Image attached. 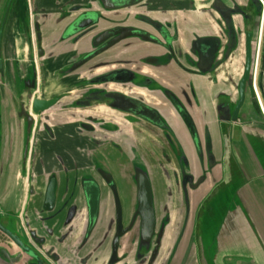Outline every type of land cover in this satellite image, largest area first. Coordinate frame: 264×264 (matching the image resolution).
I'll list each match as a JSON object with an SVG mask.
<instances>
[{
	"label": "flooded vegetation",
	"instance_id": "obj_1",
	"mask_svg": "<svg viewBox=\"0 0 264 264\" xmlns=\"http://www.w3.org/2000/svg\"><path fill=\"white\" fill-rule=\"evenodd\" d=\"M153 1L109 11L101 0H0L1 258L15 264H181L176 259L188 209L171 167L180 169L183 154L171 118L178 120L180 115L167 102L165 92L192 113V129L198 133L199 110L207 134L213 109L218 115V108L224 110L226 104L239 101V88L231 84L239 83L245 74L246 35L244 49L239 50L238 45L227 58V24L210 4H203L205 0H184L186 4L158 0L152 6ZM236 1L243 5L242 0ZM84 13H97L100 21L63 40L73 21ZM180 17L189 30L180 28ZM149 19L164 25L172 40L173 59L168 57L163 33ZM116 26L149 31L163 42L126 38L72 70L98 49L93 47L94 39ZM235 26L238 31L246 29L240 17ZM211 37L220 40L215 68L201 73L195 64L217 47L214 40H207ZM200 38L199 47L194 42ZM259 59L260 54L254 91L264 115ZM207 93L216 98L214 108ZM36 99L57 102L53 108L35 113ZM140 106H145V118L122 108ZM148 108L175 131L148 120ZM164 166H169L171 185L168 183V195L160 201L155 178L160 177L159 172L163 174ZM139 170L149 172L154 186L157 224L151 238H143L142 220L136 215ZM52 181L56 201L49 210L46 198ZM86 181L100 189L94 224L83 188ZM125 194L130 196L128 206ZM118 199L123 227L130 230L120 238L113 256ZM181 208L184 229L175 232L174 213L180 218ZM6 230L24 246L13 241Z\"/></svg>",
	"mask_w": 264,
	"mask_h": 264
},
{
	"label": "water",
	"instance_id": "obj_2",
	"mask_svg": "<svg viewBox=\"0 0 264 264\" xmlns=\"http://www.w3.org/2000/svg\"><path fill=\"white\" fill-rule=\"evenodd\" d=\"M144 0H101L105 9L117 11L126 8H132ZM205 5L210 4L214 12L226 22L230 44L227 52V58L232 51L238 47L244 49L246 35V65L245 74L239 83L231 84L234 88H239L240 98L238 103L234 100L231 105L226 104L224 110L218 108V115L214 109L208 118V133H203L204 118L197 113V120L200 126V132L192 129V123H195V117L185 109V105L180 101L178 104L171 98V93L165 92L167 102L175 108L180 119H174L171 115L174 130L166 123L160 114L154 116L155 111L149 109L148 120L157 123L165 129L174 130V135L180 143L182 155L179 160L180 169L171 166L176 171L180 189L185 194L187 205V225L183 231L184 210L181 208V216L175 214L174 227L175 232L183 231V241H181L177 261L181 264H257L255 261L245 262L234 260L235 255H222L225 249L230 250V241H235L237 214L242 212L247 221L252 225V219L249 215V207H256L264 212V115L261 112L256 101L254 91V79L256 67L260 54V46L263 34L264 24V2L262 0H242L240 5L236 0H205ZM236 17V18H235ZM244 20L246 29L238 31L235 26V19ZM181 18V17H180ZM168 19V18H165ZM157 29L161 30L165 37V45L170 51L168 57L173 59L172 40L163 24L149 19ZM187 20V19H185ZM100 21L97 13H84L80 15L70 25V31L63 37V40L69 39L76 33V30H82L92 26ZM183 23V18L178 20ZM109 25V23H107ZM240 25V24H239ZM181 29L189 30L187 23L181 24ZM241 27V26H239ZM138 37L148 42L162 43L160 38L149 31L137 27L116 26L104 31L98 35L93 42V47L98 48L86 55L80 62L74 65L72 70H76L105 50L113 47L126 38ZM214 40L215 50H210L206 55H201L199 61L195 64L201 73L213 72L214 62L219 49L220 40L216 37L207 38ZM241 39V43L240 42ZM59 42V38H55ZM62 40V39H61ZM201 38L194 44L200 47ZM244 42V43H243ZM101 47V48H99ZM175 60L178 61L175 56ZM183 68L181 61H178ZM189 72V70H186ZM231 75L229 76L230 79ZM236 86V87H235ZM233 92V89L228 91ZM208 98L212 96L206 95ZM121 97H126L122 95ZM216 98L210 101L212 107L216 105ZM178 100H180L178 98ZM254 101V104H253ZM56 99L34 101V112L39 113L54 107ZM236 106L234 107V105ZM134 114L144 117L147 116L145 106L143 108H127ZM151 110V111H150ZM186 112V114L184 113ZM224 113V115H223ZM145 118V117H144ZM31 120H29V123ZM181 132L186 133L187 141L181 142L178 135ZM190 144L193 157H189L186 144ZM169 166H164L163 174L159 172L160 177L155 178L157 195L162 201L167 197V185L170 183V177L167 176ZM149 168L154 170V166ZM138 189V211L142 219L143 238H151L155 232L157 217L154 205V186L148 171L139 170L136 176ZM171 185V183H170ZM169 185V186H170ZM56 185L51 182L46 198L47 203L51 204L49 210L53 209L56 201ZM84 191L87 199L91 223L94 224L98 217L100 205V189L94 182L86 181ZM182 198V196H180ZM159 201V203H160ZM181 204V203H180ZM117 233L114 241V255L117 254L119 240L129 230L123 227V213L119 199L117 200ZM182 207V204H181ZM71 213V212H70ZM68 214L67 222L71 218ZM67 224V223H66ZM177 227V228H176ZM171 228V230H172ZM122 230V231H121ZM10 237L20 246H24L23 241L6 230ZM172 234V233H171ZM232 238L230 239V237ZM192 239L189 241V239ZM229 241V243H228ZM226 242V243H225ZM235 243V242H234ZM225 244V245H224ZM264 248V243L262 241ZM113 258V257H112ZM229 259H233L230 260ZM118 259H111L110 262H117ZM180 260V261H179ZM182 260V261H181ZM0 264H15L13 260L7 261L0 257Z\"/></svg>",
	"mask_w": 264,
	"mask_h": 264
},
{
	"label": "crops",
	"instance_id": "obj_3",
	"mask_svg": "<svg viewBox=\"0 0 264 264\" xmlns=\"http://www.w3.org/2000/svg\"><path fill=\"white\" fill-rule=\"evenodd\" d=\"M156 2L158 3V0H154L152 2V6L154 4H157ZM263 41H264V24H263ZM262 49H263V53H262V61L259 67L258 81L264 97V45ZM248 210H249L248 213L252 219V225H250V223L247 221L245 215L242 214V212H239L237 214V222H236L237 225L235 229L236 233L232 234V235L236 234L235 241H230L231 242L230 250L225 249V252H223L221 256L226 254L229 255L231 254L236 256L233 257L234 260L236 261L238 260H242L245 262L255 261L257 264H264V248L262 246V241L264 243V212L260 209H257L256 207H252V208L249 207ZM231 238L232 236L230 237V239ZM230 260L233 259H229V261Z\"/></svg>",
	"mask_w": 264,
	"mask_h": 264
},
{
	"label": "rangeland",
	"instance_id": "obj_4",
	"mask_svg": "<svg viewBox=\"0 0 264 264\" xmlns=\"http://www.w3.org/2000/svg\"><path fill=\"white\" fill-rule=\"evenodd\" d=\"M183 2H180V3H184V4H186L185 2H184V0H182ZM4 2L5 1H3V6H5L4 5ZM263 45H264V41H263V34H262V48H263ZM262 53H263V49L261 50V52H260V59H259V61H260V63H261V61H262ZM43 72V71H42ZM48 73L50 74V76L51 77H55L56 75H54V73H53V71H48ZM53 88H54V85H53ZM178 135V137H179V139H180V141L183 143V142H185V141H187V135H186V133H183V132H181L180 134H177ZM186 146H187V149H188V153H189V157L190 158H192L193 157V152H192V149H191V146H190V144H188V142H187V144H186ZM116 153V152H115ZM118 156L117 157H122L118 152L116 153ZM125 189H127V188H125ZM129 195H127V194H125V201H126V204H127V206L129 205V203H130V201H129ZM34 219V218H33Z\"/></svg>",
	"mask_w": 264,
	"mask_h": 264
},
{
	"label": "bare ground",
	"instance_id": "obj_5",
	"mask_svg": "<svg viewBox=\"0 0 264 264\" xmlns=\"http://www.w3.org/2000/svg\"><path fill=\"white\" fill-rule=\"evenodd\" d=\"M262 1L264 2V0H262ZM261 102H262V100H261ZM262 104H263V102H262ZM6 179H7V177H6ZM4 181H5V180H4ZM6 182H7V181H5V183H6ZM5 183H4V184H5ZM6 184H7V183H6Z\"/></svg>",
	"mask_w": 264,
	"mask_h": 264
},
{
	"label": "built area",
	"instance_id": "obj_6",
	"mask_svg": "<svg viewBox=\"0 0 264 264\" xmlns=\"http://www.w3.org/2000/svg\"><path fill=\"white\" fill-rule=\"evenodd\" d=\"M261 44H262V40H261Z\"/></svg>",
	"mask_w": 264,
	"mask_h": 264
}]
</instances>
